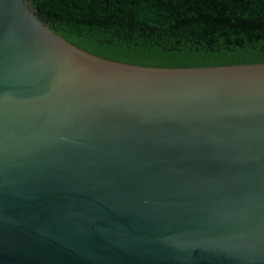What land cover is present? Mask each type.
Wrapping results in <instances>:
<instances>
[{
	"label": "water",
	"instance_id": "water-1",
	"mask_svg": "<svg viewBox=\"0 0 264 264\" xmlns=\"http://www.w3.org/2000/svg\"><path fill=\"white\" fill-rule=\"evenodd\" d=\"M0 264H264V64L112 62L0 0Z\"/></svg>",
	"mask_w": 264,
	"mask_h": 264
},
{
	"label": "trees",
	"instance_id": "trees-1",
	"mask_svg": "<svg viewBox=\"0 0 264 264\" xmlns=\"http://www.w3.org/2000/svg\"><path fill=\"white\" fill-rule=\"evenodd\" d=\"M56 35L150 68L264 64V0H28Z\"/></svg>",
	"mask_w": 264,
	"mask_h": 264
}]
</instances>
